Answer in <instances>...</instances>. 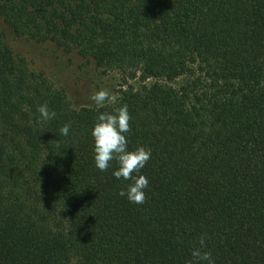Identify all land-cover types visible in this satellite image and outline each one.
I'll list each match as a JSON object with an SVG mask.
<instances>
[{
  "label": "trees",
  "instance_id": "16d2710c",
  "mask_svg": "<svg viewBox=\"0 0 264 264\" xmlns=\"http://www.w3.org/2000/svg\"><path fill=\"white\" fill-rule=\"evenodd\" d=\"M11 37L116 96L76 106ZM124 104L143 204L95 166L96 117ZM202 237L214 264H264V0H0V264H188Z\"/></svg>",
  "mask_w": 264,
  "mask_h": 264
},
{
  "label": "clouds",
  "instance_id": "9594fccd",
  "mask_svg": "<svg viewBox=\"0 0 264 264\" xmlns=\"http://www.w3.org/2000/svg\"><path fill=\"white\" fill-rule=\"evenodd\" d=\"M90 99L97 108L110 102L112 97L108 90L100 89L94 92ZM39 118L48 121L55 118V111H49L48 105H40L37 109ZM131 115L126 104L122 105L114 112H100L96 117V122L91 130L94 139V160L95 166L100 171H107L113 161L117 167L113 171V176L117 180L130 181L126 189H121L119 195L126 197L130 203L143 204L146 199V189L149 187V179L141 174V170L146 166L152 156L150 147L139 146L129 150V140L126 134L131 130ZM71 125L65 124L59 131L62 136H68ZM201 247L195 248L192 259L188 264H214L211 254L203 251L205 247L204 238L200 240Z\"/></svg>",
  "mask_w": 264,
  "mask_h": 264
},
{
  "label": "rangeland",
  "instance_id": "374dc122",
  "mask_svg": "<svg viewBox=\"0 0 264 264\" xmlns=\"http://www.w3.org/2000/svg\"><path fill=\"white\" fill-rule=\"evenodd\" d=\"M11 42L19 51L26 53L34 59L37 66L49 71L50 77L68 88L72 102L76 105H95L90 99L91 95L100 89L108 90L111 97L116 96L120 86L119 77L115 74H102L94 67L78 68L77 59L73 63L60 51H54L52 46H44L27 42L24 39H14ZM135 86L140 83L133 82Z\"/></svg>",
  "mask_w": 264,
  "mask_h": 264
}]
</instances>
